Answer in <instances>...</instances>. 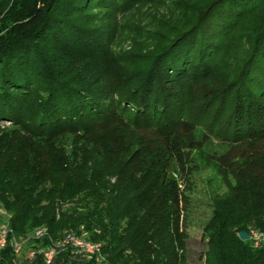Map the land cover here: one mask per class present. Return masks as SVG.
Masks as SVG:
<instances>
[{
  "label": "trees",
  "instance_id": "1",
  "mask_svg": "<svg viewBox=\"0 0 264 264\" xmlns=\"http://www.w3.org/2000/svg\"><path fill=\"white\" fill-rule=\"evenodd\" d=\"M162 1L172 9L138 26L149 35L115 53L116 25L99 28L100 14L141 17ZM14 4L23 17L0 18V208L13 235L102 244L100 261L70 247L51 264H188L185 148L203 127L244 148L202 229L204 264H264V241L240 237L264 234V0ZM40 227L49 235L32 239ZM22 254L9 240L0 264H45Z\"/></svg>",
  "mask_w": 264,
  "mask_h": 264
},
{
  "label": "rangeland",
  "instance_id": "2",
  "mask_svg": "<svg viewBox=\"0 0 264 264\" xmlns=\"http://www.w3.org/2000/svg\"><path fill=\"white\" fill-rule=\"evenodd\" d=\"M171 6L172 2L170 1L145 4L141 8L142 12L139 11L143 15L141 17L135 15L133 11L117 13L111 19L106 14H100L102 23L98 22L99 28L102 29L105 25L111 24V22L115 24L114 52L128 50L135 45L134 42L136 40L139 41V38L145 39L149 35L145 29L142 30L139 27L144 25L147 19L151 21L156 18L157 20L161 17V13L167 14ZM161 10L166 11L160 12ZM17 15L23 17L21 15H24V10L15 12L14 0L0 1V18H5L6 16L16 18ZM138 20L141 21L138 22ZM57 45L55 47L52 46V48L65 50L62 47L63 45ZM58 52L63 57L64 54H68L66 51L59 50ZM74 56L76 60L70 59V61L62 57L61 63H63L64 67L66 64V71H73L78 67L79 60L82 56L80 54H75ZM9 123L7 121L5 126L9 125ZM1 126L3 127L4 124H1ZM197 139V142L191 143L185 148L187 165L184 168L182 180L184 191L183 218L186 232L185 242L188 264H204L203 260L207 250V243L202 229L212 217L216 200L229 194L231 185L236 181L234 169L240 159L236 156L244 150V148L238 147L228 152V149L222 146L221 142L217 140V136L207 130L204 131L203 127H200Z\"/></svg>",
  "mask_w": 264,
  "mask_h": 264
},
{
  "label": "built area",
  "instance_id": "3",
  "mask_svg": "<svg viewBox=\"0 0 264 264\" xmlns=\"http://www.w3.org/2000/svg\"><path fill=\"white\" fill-rule=\"evenodd\" d=\"M48 235L49 232L47 228L40 227L32 232L31 238L37 240ZM249 236L252 238L255 245H259L264 241V234L256 229H251ZM9 240H11L13 250L16 254L21 255L25 250L29 258L35 259L40 256V259L45 264H51L55 255L59 251L70 247L75 253L87 255V257H93L97 261L104 258L102 244L100 242L86 240L82 237L75 236L72 232H66L56 242H51L46 246H36L34 245V242L28 244L29 238L17 239L13 235L12 228L10 226V215L8 211L4 208H0V251L6 247Z\"/></svg>",
  "mask_w": 264,
  "mask_h": 264
},
{
  "label": "water",
  "instance_id": "4",
  "mask_svg": "<svg viewBox=\"0 0 264 264\" xmlns=\"http://www.w3.org/2000/svg\"><path fill=\"white\" fill-rule=\"evenodd\" d=\"M240 237H241L242 239H248L249 234H248L247 231H241V232H240Z\"/></svg>",
  "mask_w": 264,
  "mask_h": 264
}]
</instances>
